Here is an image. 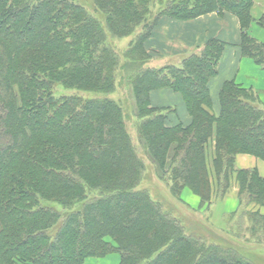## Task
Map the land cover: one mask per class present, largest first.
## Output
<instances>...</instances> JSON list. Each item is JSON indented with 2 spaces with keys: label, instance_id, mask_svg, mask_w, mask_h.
<instances>
[{
  "label": "trees",
  "instance_id": "trees-1",
  "mask_svg": "<svg viewBox=\"0 0 264 264\" xmlns=\"http://www.w3.org/2000/svg\"><path fill=\"white\" fill-rule=\"evenodd\" d=\"M254 3L0 0V264H86L113 253L119 264H257L264 257V216L250 210L264 207V178L235 168L241 154L264 161L259 95L227 81L219 114L210 112L209 84L226 48L220 40L159 68L148 50L164 22L230 13L240 23L242 57L264 67V44L248 33L253 24L264 29ZM162 91L182 98L189 123L175 107L152 105ZM138 146L159 179L171 182L170 196L183 202L189 190L200 198L198 211L223 200L234 181L241 209L230 218L244 208L253 240L189 235L137 190L146 169Z\"/></svg>",
  "mask_w": 264,
  "mask_h": 264
},
{
  "label": "crops",
  "instance_id": "crops-1",
  "mask_svg": "<svg viewBox=\"0 0 264 264\" xmlns=\"http://www.w3.org/2000/svg\"><path fill=\"white\" fill-rule=\"evenodd\" d=\"M264 12V0H256L253 15L259 16ZM227 20L228 26L218 24L213 26L211 21ZM195 22L204 25L203 31L196 29H187L188 22L168 21L164 25V39L167 43V49H160V45L153 44V38L150 39L152 49L162 57H169V59L180 58L185 55L192 54V51H202L206 42L209 39H217L226 44L223 56L219 64L218 75L211 79L209 87L211 96L215 106L218 94L226 81H235L245 89H251L256 92L260 101L264 105V67L259 66L253 59L242 57L240 42H241V27L238 19L233 15L219 16L216 13L209 14L197 19ZM205 34L206 31H208ZM250 35L258 42L264 44V29L255 26L249 32ZM158 37L157 35H155ZM190 37L192 41H186L185 37ZM165 47V46H164ZM160 50V51H158ZM171 57V58H170ZM152 105L167 107L172 106L178 110L179 117L185 124L189 120L185 119L186 109L182 98L171 92L162 91L156 92L152 95ZM174 122V120H173ZM235 168L237 170H256L260 177L264 178V161L258 159L253 155L241 154L236 157ZM230 188L229 193L223 200L215 201L211 206V220L210 224L218 230H224V218L237 213L240 210L238 199V187L234 182ZM182 198L186 201L193 202V208H200V198L191 193L189 190L183 192ZM250 210L253 212L259 211L264 216V207L251 206ZM201 211H205L204 209ZM118 264V263H112Z\"/></svg>",
  "mask_w": 264,
  "mask_h": 264
},
{
  "label": "rangeland",
  "instance_id": "rangeland-1",
  "mask_svg": "<svg viewBox=\"0 0 264 264\" xmlns=\"http://www.w3.org/2000/svg\"><path fill=\"white\" fill-rule=\"evenodd\" d=\"M255 3H256V0H255ZM255 3H254V6H255ZM254 6H253V9H254ZM253 9H252V12H253ZM227 14L232 15L230 13H225L224 15H227ZM261 15H264V12L261 13ZM261 15H259V16L253 15V16L255 18H259ZM219 16L223 17V15H219ZM194 21H196V20H194ZM164 25H165V22L163 24H161L160 26H158V28L156 29V31L153 33V35L151 37V39L153 38L152 39L153 44L156 42L155 46L160 45L159 47L162 50L164 48L165 49L168 48L167 43L165 42V39L163 38L164 37V34H163L164 33ZM255 26H257V25L253 24L252 27L250 28L249 32ZM257 27H259V26H257ZM207 32H209V30L206 31L205 34H207ZM155 35H157L158 37H156ZM150 43L152 44V42L151 41L148 42V50L151 51L152 54L154 55V61L152 62V64L155 67L159 68L162 65L169 64L171 61H174V63H175V61H177L179 59L176 57H174V59L173 58L169 59V57L165 58V57H162L161 55H158V53H156L152 49V47L150 46ZM124 45H126L125 41L121 42L119 44V47L124 46ZM158 51H160V50H158ZM211 101H212V107H211L210 112L214 115H218L220 112L219 111L220 110L219 103H218L219 97L217 98V101L215 102V106L213 103L212 96H211ZM254 106L256 108H258V110H260L264 114V106H262L261 104H259L257 102L254 103ZM185 115L186 116L184 118L187 120H190V116L188 115L187 112ZM129 132L131 133V135L134 139V142L137 144L138 143V137H137V127H136L135 123H133V122L129 123ZM215 147H216L215 138H212L209 140V142L207 143V146H206V148H208V163L211 167H212V164H213L212 162H213L214 157H215ZM138 151H139L138 152L139 157L144 162L146 169H145L142 180H141L137 190L145 191L146 193H148V195L155 202L162 204L163 211L166 214H169L172 218L181 222V224L184 226L186 232L189 235H194L196 237H200L207 242L210 239H215V238L217 239V238L221 237L223 235L222 233H224L226 235L232 234L233 238L236 237L237 239L242 240V241L250 242V240H253V238H251L252 236L250 235V232H249V225L250 224H248V218H247V216H244V214H246V211H244L245 210L244 208L242 211L243 213L242 214L240 213L241 215L239 214L234 219L230 218V216H226L224 218V225H223V227L225 226L224 230H220V229L218 230V228L216 229L214 226H212L210 224V220L212 218L211 209L209 211H198V209L193 208V205H194L193 202H189L188 200L185 201L183 198H182L183 202H179L176 198L173 199L172 196H170V193L168 191V190H170L169 187L171 186V182L169 180H165L166 183L162 182L157 175V171H156L154 165H152L150 159L147 157V155L143 151L142 147L138 146ZM210 173H211L210 174V180L213 184V187L216 188V185H217L216 184L217 183L216 178L213 175V171L210 170ZM233 183H234V181H231V185ZM231 185H230V188L232 187ZM229 191H230V189H229ZM229 191H228V193H229ZM254 242L257 243V241H254ZM262 246L264 247V243ZM260 248H262V247H260ZM261 251L264 252V248ZM261 251L259 250V253H261ZM120 261H121L120 254L113 253V254H110V255H108L104 258H101V259L90 258L86 261V264H112L114 262L119 264ZM256 261H257V264H264V257H261V258L257 257Z\"/></svg>",
  "mask_w": 264,
  "mask_h": 264
},
{
  "label": "bare ground",
  "instance_id": "bare-ground-1",
  "mask_svg": "<svg viewBox=\"0 0 264 264\" xmlns=\"http://www.w3.org/2000/svg\"><path fill=\"white\" fill-rule=\"evenodd\" d=\"M211 24H213V26H217L218 24H223V25H227L228 26V21L227 20H214V21H211ZM186 28L189 29H196V30H199V31H203L204 29V25H201L200 23L198 22H195V21H190L188 22V24L186 25ZM229 28V26L227 27ZM186 41H192L193 39L190 38V37H185Z\"/></svg>",
  "mask_w": 264,
  "mask_h": 264
}]
</instances>
